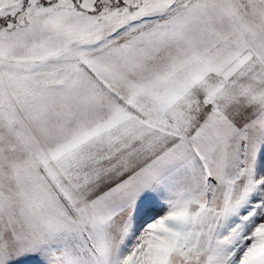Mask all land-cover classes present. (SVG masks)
Returning <instances> with one entry per match:
<instances>
[{
    "label": "snow or ice",
    "instance_id": "snow-or-ice-1",
    "mask_svg": "<svg viewBox=\"0 0 264 264\" xmlns=\"http://www.w3.org/2000/svg\"><path fill=\"white\" fill-rule=\"evenodd\" d=\"M0 264H264V0H0Z\"/></svg>",
    "mask_w": 264,
    "mask_h": 264
}]
</instances>
